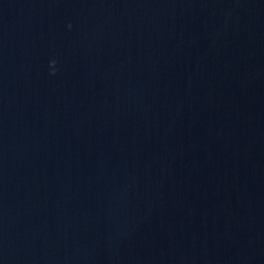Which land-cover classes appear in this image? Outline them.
<instances>
[{"label": "water", "instance_id": "obj_1", "mask_svg": "<svg viewBox=\"0 0 264 264\" xmlns=\"http://www.w3.org/2000/svg\"><path fill=\"white\" fill-rule=\"evenodd\" d=\"M0 264H264V0H0Z\"/></svg>", "mask_w": 264, "mask_h": 264}, {"label": "clouds", "instance_id": "obj_2", "mask_svg": "<svg viewBox=\"0 0 264 264\" xmlns=\"http://www.w3.org/2000/svg\"><path fill=\"white\" fill-rule=\"evenodd\" d=\"M52 63H55V61H52Z\"/></svg>", "mask_w": 264, "mask_h": 264}]
</instances>
